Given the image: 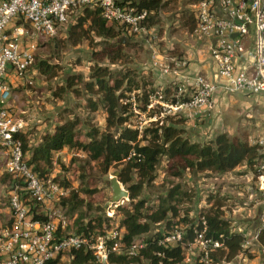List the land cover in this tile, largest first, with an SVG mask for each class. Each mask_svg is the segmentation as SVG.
Masks as SVG:
<instances>
[{
	"label": "rangeland",
	"instance_id": "rangeland-1",
	"mask_svg": "<svg viewBox=\"0 0 264 264\" xmlns=\"http://www.w3.org/2000/svg\"><path fill=\"white\" fill-rule=\"evenodd\" d=\"M197 1L163 0L164 6L154 11V17L144 23L146 30L140 33H129L116 24L117 35L103 37L92 30L88 18L83 29L76 28L73 34L65 29L51 40L41 42L33 66L24 73L20 81L10 83L8 106L15 116L25 123L24 135L29 140V148L37 145L43 133L52 130L61 118L79 117L81 123L78 129L84 140H88L87 131L91 128H105L106 111L103 107L92 110L89 105L88 98L95 97L85 91L78 95L72 88L67 87L70 74L82 73L89 79L90 72L97 66H108L113 78L128 77L134 80L131 91H127L128 99L124 100L132 104V120L128 126L134 125L135 128L144 130L149 124L156 126L155 123H177V126L185 128L186 135L192 141L200 143L214 139L217 134L223 132L249 142L261 135L264 132V96L220 93L221 97L214 107V120L210 123L208 117H205L200 128L198 118L188 117L187 109L171 107L176 105L177 100H187L188 94L179 96L175 85H171L169 94L164 95L165 91L160 87L148 85L152 79L137 67L144 61L143 39H149L153 51L155 47L169 56L180 53L179 59L186 60L189 65L199 60L197 36L185 25ZM168 39L172 43L169 45L170 49L167 46ZM120 41L123 42V46H120L121 52L116 46ZM118 54H121L120 57L111 61V58ZM126 84H130V81ZM145 95L148 96V104L140 101ZM159 95L171 106L166 107L165 104L156 102L157 99L161 100ZM161 112H164V115H161ZM156 114L157 119H151ZM192 125H195V132L190 129ZM254 163L255 159L246 160L227 172L185 170L181 175H174L172 171L176 169H171L166 157H162L157 165L154 180L142 181L135 171L130 175L133 182H143L138 199H144L146 206L156 208L164 199L177 206L178 215H169L171 226L167 228L164 224H158L159 230L167 229L169 232L180 233L184 240L187 228L192 223L203 220L206 228L197 233L199 240L182 241L185 247V264H195L197 261L203 264H264L263 243L260 238H256L263 211L259 206ZM123 166L124 164L114 165L106 171L85 152H75L66 147L55 157L52 177L57 176L63 180L64 185L70 189L69 194L66 198L43 204L42 207L38 205L36 216H45V212L50 210L56 212L59 221L67 222V227L63 228L64 234L77 231V218L82 212L87 214L85 224L89 217L103 214L113 216V220L109 222V230L121 229L119 222L123 215L118 213V206L110 207L108 202L113 195L110 185L113 173L121 172ZM3 168L4 161L0 155V221L8 223L12 218L9 196L14 180L12 177H6ZM4 178H7L6 181ZM175 189L177 193L171 198L170 194ZM74 192L84 199V203L73 211L63 201L71 198ZM129 202L130 199L127 198L118 205ZM88 203L92 204L91 209ZM208 212L218 213L227 219L231 224V231H237L243 236L241 253L230 261L221 258L218 251L221 244L217 246L213 242L203 244L200 241L207 239L208 225L204 214ZM157 229L155 228L154 232ZM98 231L101 229L95 230ZM95 232L92 236L100 235ZM212 255L216 259L221 258L219 262L213 263L215 258H212ZM64 260H69L68 254L64 256ZM138 264H150V261L142 258Z\"/></svg>",
	"mask_w": 264,
	"mask_h": 264
},
{
	"label": "built area",
	"instance_id": "built-area-1",
	"mask_svg": "<svg viewBox=\"0 0 264 264\" xmlns=\"http://www.w3.org/2000/svg\"><path fill=\"white\" fill-rule=\"evenodd\" d=\"M85 5L99 6L105 20L124 24L129 33L146 30L144 23L154 14L125 0H0V155L3 172L14 180L9 196L11 222L0 221V264H46L82 248L93 250L103 263L111 252L137 254L144 247L139 239L126 243L123 228L95 237L64 234L60 228L67 227V222L59 221L56 212H45L46 220L36 218L38 205L53 203L70 189L52 175L40 177L27 162L20 136L25 123L8 106L10 76L22 79L35 63L39 44L68 30L77 18L76 11ZM193 12V32L197 40L208 42L213 72L192 75L186 60L178 59L174 69L169 62L160 63L163 74L173 75L177 94H188L184 102L177 100L176 105L166 107L200 114L213 108L218 92L264 96V0H198ZM151 119H157V114ZM250 143L261 154L254 163L263 211L259 239L264 230V132ZM182 241L180 233L170 232L162 242L169 246ZM200 241L220 245L211 238Z\"/></svg>",
	"mask_w": 264,
	"mask_h": 264
},
{
	"label": "trees",
	"instance_id": "trees-1",
	"mask_svg": "<svg viewBox=\"0 0 264 264\" xmlns=\"http://www.w3.org/2000/svg\"><path fill=\"white\" fill-rule=\"evenodd\" d=\"M125 1L133 7L147 8L152 11H158L164 6L163 0ZM76 15L72 28L67 30L72 34L76 28L83 29L88 18H90L92 30L103 37L116 36V24L128 31L124 24L110 23L105 20L99 6H82L76 11ZM153 17L150 16L149 20ZM185 23L190 30L195 29L193 10ZM116 46L121 52L120 46H123V42L120 41ZM120 55L112 57L111 61H115ZM89 77L86 79L82 73L70 74L67 87L72 88L78 95L85 91L91 94V97H95L88 98L89 105L92 110L103 107L106 111L105 128L103 130L91 128L87 131L88 140H84L78 129L81 123L79 117L61 118L52 130L43 133L37 145L30 148L29 140L22 132L20 136L27 162L40 177H48L53 173L55 157L69 147L75 152H85L91 160L98 162L106 171L114 165L124 164L119 179L129 190L130 202L125 205L119 204L117 207L118 213L123 215L119 226L124 229L123 240L126 243L138 238L144 243V247L137 254L111 252L106 264H138L142 258L148 259L150 264H185V247L181 243L169 246L163 243L165 236L170 232L167 229L159 230L157 227L158 224H164L167 228L171 226L169 215H178L177 206L168 203V199L160 201L156 208L146 206L144 199H138L143 182H133L130 173L135 171L142 181L154 180L157 165L162 157H166L171 169H176L172 171L174 175H181L185 170L227 172L234 170L246 160L255 159L256 161L259 156L261 157L259 147L225 132L217 134L214 139L205 143L195 142L186 135L185 128L177 126V123L167 125L155 123L156 126H150V124L144 130L132 125L128 126L127 124L132 120V104L124 100L128 99L127 91H131L134 80L128 77L113 78V73L108 66L93 68ZM129 81L130 84L127 85ZM140 101L148 104V96L140 98ZM4 174L10 177L8 173ZM4 179L6 181L7 178ZM54 179L64 185V181L57 176ZM176 193L177 189L173 190L170 197L173 198ZM63 203L74 211L83 205L84 199L79 198L78 193L74 192L71 198ZM88 205L91 209L92 204L88 203ZM86 215L82 212L77 218L79 226L75 233L91 236L96 229H101L95 232L96 234H104L110 229L109 222L113 220V216L94 215L89 217L85 224ZM36 218L48 219L46 215H37ZM204 218L208 225L206 237L221 244L218 248L221 258L230 261L241 253L243 236L237 231H231V224L227 219L222 218L218 213L211 212L204 214ZM155 228H158L156 232H154ZM204 228L206 227L202 219L192 223L187 228L183 241H194L197 233ZM61 232L63 233L62 228H60ZM260 240L264 244V230ZM68 256L67 261L57 257L46 264H103L97 260L91 249L73 250ZM212 258L215 257L212 255ZM220 259L215 258L212 262L217 263ZM195 264L203 263L197 261Z\"/></svg>",
	"mask_w": 264,
	"mask_h": 264
},
{
	"label": "crops",
	"instance_id": "crops-1",
	"mask_svg": "<svg viewBox=\"0 0 264 264\" xmlns=\"http://www.w3.org/2000/svg\"><path fill=\"white\" fill-rule=\"evenodd\" d=\"M162 41V39H160ZM142 42L145 44L144 45V51H143V55L142 58L144 61H142V65H138L137 67L143 71V73H146L147 77H149L150 79H152V82L148 83L149 86L152 87H160V89L164 90V95L169 94V92L171 91L170 86L171 85H175V82L173 81V75H166L163 74L162 70H160V63H164V62H169L171 64V66L174 68H176L178 66V59L180 57V53L175 54V55H171L169 56L168 54H165L163 52H161V50H156V48L154 47V51L151 50L150 46L151 45L149 39H143ZM170 43L171 40L168 39V47L170 49ZM172 45V43H171ZM197 57H198V61L195 63H192L189 67H188V72L191 73L192 75L197 74V73H204L207 75H211V73L213 72V64H212V60L211 57L209 55V48H208V42L206 40H197ZM205 57V59L203 60L202 58ZM10 83L14 84L17 83L18 81H20L21 78H17L14 75L10 76ZM173 83V84H172ZM221 92H218L216 97H215V102H214V106L212 109H206L204 110L203 113H191L190 111H187L188 113V117L192 118V119H197L200 122V128H201V123L205 120V117H208V121L211 123L214 120V115L215 113V109L214 107H216V102L218 100V98L221 97ZM159 98L161 100H155L156 102H161L163 104H166L167 106H169V103L163 98L162 95H159ZM212 116V117H211ZM193 122V121H191ZM197 124V123H195ZM190 129L195 132V125L190 126ZM24 132H25V128H24ZM2 221V220H1Z\"/></svg>",
	"mask_w": 264,
	"mask_h": 264
},
{
	"label": "water",
	"instance_id": "water-1",
	"mask_svg": "<svg viewBox=\"0 0 264 264\" xmlns=\"http://www.w3.org/2000/svg\"><path fill=\"white\" fill-rule=\"evenodd\" d=\"M120 171H115L113 173V177L111 178V188L113 191V195L111 197V200L108 202V206H118V203H121V201H125V199H129L130 193L129 190L124 187L123 183L119 179ZM104 264H106V258H104L103 261Z\"/></svg>",
	"mask_w": 264,
	"mask_h": 264
}]
</instances>
